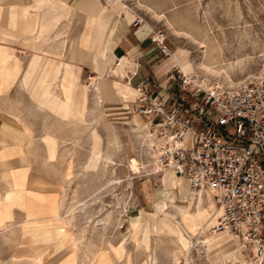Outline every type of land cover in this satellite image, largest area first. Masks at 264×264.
I'll return each instance as SVG.
<instances>
[{
  "label": "rangeland",
  "instance_id": "1",
  "mask_svg": "<svg viewBox=\"0 0 264 264\" xmlns=\"http://www.w3.org/2000/svg\"><path fill=\"white\" fill-rule=\"evenodd\" d=\"M111 1L112 3L108 0L107 4L112 5L115 16L122 10L125 13L139 12L146 23L164 34L165 39L173 46L172 49L180 47L185 50L184 55L191 60L192 72L200 71L210 77L224 80H240L264 63V0H152L158 4L161 3L159 6L161 10L158 7L159 14H164L170 21L172 20L177 28L180 27V31L185 29L186 20L191 19L195 25L208 29L210 34H217L218 40H221L222 35H227L226 42L222 44L223 48L219 50V62L216 65L217 67L223 66L227 74L223 68H219L218 72H211L199 66L203 48L199 47V44L196 45L188 36L185 37L186 35L173 31L163 15L159 18L151 15L145 7L137 3V0ZM8 36L11 35L0 33L2 40H7L4 38ZM12 41L15 39L13 38ZM6 52H8L7 48L0 46V79H2L0 92L3 93L0 95V112L15 118H17L16 115L25 116L26 120H18V122L26 123L29 129L26 138H30L29 143L25 144L23 131L17 128L15 123L0 118V127L5 124L7 128L12 126L16 132L20 130L22 135L18 137L17 142L22 143L23 141L25 144L24 147L22 146L24 155H13L16 157L15 166L10 165L12 161L7 162L13 167H26L19 166V161L25 160L26 164L31 166L29 167L32 171L58 184L59 201L55 184L49 182L42 184V182L40 184L42 190L35 186L30 189L35 193L34 196L44 198L45 201L41 208L43 215L54 212L64 218V221L46 219L41 221L43 226L54 231L64 230L65 236H62V242L72 237L75 238L76 235L80 237L75 239L78 245L74 250L77 253L76 261L72 258L73 251L65 260V264H70V262L105 264L106 260L108 264H122L125 259H128L130 264H137L131 218L140 213L143 218L147 219L152 216L154 220H158L166 211L162 208L158 209V200L154 194V187L160 188L159 178L165 173L155 174L153 163L145 158L140 150L142 140L140 134L143 133L142 130L141 132L138 130L139 127L136 124H140L145 117L141 114L135 115L136 123L131 117H127L126 120L122 117L114 118L109 122L103 108L94 103L91 95L88 101L86 100L87 103L83 105L80 118L71 120H58L57 113L53 109L39 107L36 103H21L20 101L28 95L33 101L34 98L19 86V83L18 85L11 83L13 84L11 90L8 87L1 90L19 70L18 58L15 55L5 58ZM85 58L91 59L92 68L97 74L105 69L103 61H95L91 55ZM95 64H97L96 67ZM174 65L177 64L174 63ZM81 66L76 64L78 68ZM92 68L85 69L82 78L83 83L88 87L78 89L72 87L73 92L84 91L87 95L89 89L92 94L93 86L91 87L90 82L92 84L93 82L88 80L87 76L89 71H92V76L96 75ZM106 74L113 77L108 69ZM123 80L126 82V78ZM68 84L64 87L65 97H68V89L71 86L70 82ZM52 90L57 95H62L59 87H54ZM83 112H91L93 118L85 119L84 117H90V114L86 115ZM39 117L42 119L39 120ZM93 132L99 139L97 152H93L92 149ZM43 135L53 136L56 139L57 159L54 161L46 160ZM2 137L0 135V138ZM46 138L54 142L52 137ZM55 157L48 158L47 156L48 159H55ZM185 183L188 185L187 181ZM188 188L190 189L189 185ZM32 198L36 199V197ZM58 202L63 204L57 208L56 203ZM14 208L22 209L17 206ZM23 213L24 216L17 213L16 219L13 216L10 223L14 232L4 236L8 238L14 236L18 258H33L34 253L29 241L37 245L34 250L38 259L30 264H43L40 262L45 257L55 253V244L52 241H42L46 247L43 245L40 247L38 245L40 241H33L29 237L25 239L22 237L23 243H21V224L27 218L24 210ZM208 227L209 225L203 232L191 236L190 241H193L194 245L188 253L190 260L187 261H185L186 251H181L176 239L168 246L157 247L156 233L151 227L148 251L143 258L148 264H222L219 260L207 258L202 245L196 241L198 238L204 239L205 236L211 235ZM111 247H120L121 255L116 256ZM174 255L177 260H174ZM237 256L243 257L242 259L247 264L249 263L247 255L244 257L237 252ZM234 264H241V261H236Z\"/></svg>",
  "mask_w": 264,
  "mask_h": 264
},
{
  "label": "built area",
  "instance_id": "2",
  "mask_svg": "<svg viewBox=\"0 0 264 264\" xmlns=\"http://www.w3.org/2000/svg\"><path fill=\"white\" fill-rule=\"evenodd\" d=\"M133 12L131 26L145 23ZM153 34L169 55L164 34ZM172 74L171 94L146 76L134 87L136 110L145 117L141 154L194 193L209 192L219 210L210 230L232 234L244 254L264 264V63L240 80L185 73L178 65Z\"/></svg>",
  "mask_w": 264,
  "mask_h": 264
},
{
  "label": "crops",
  "instance_id": "3",
  "mask_svg": "<svg viewBox=\"0 0 264 264\" xmlns=\"http://www.w3.org/2000/svg\"><path fill=\"white\" fill-rule=\"evenodd\" d=\"M107 1L108 0H0V33L11 35L4 38L7 40L0 39V46L6 47L8 50L5 58H11L13 55L18 58L19 67L14 78L5 83L1 90L4 87H8L9 90H11L13 84L19 83V86L34 98L33 101L28 95V97L20 102L36 103L39 107H42V99L46 94L60 102H64L65 98L67 100L68 97L70 98L71 96L78 97L83 91L75 93L72 87L76 89L79 87H88L83 83L82 78L85 69L88 70L90 67L92 68L93 62H91V59L85 58V56L91 54L97 55L99 58L102 57L100 61H103V63L105 62L106 71L108 69L112 72L113 77L105 73V77L108 81L120 79L113 61H117L116 58H124L125 61H128L125 74L127 84V89L125 90L126 96L105 98L102 97V93L99 92V104H97L95 81H98L101 74H97L93 68L96 75L93 76L91 80L93 82L92 94L89 89L87 95L83 92L85 94V102L87 103L88 97L91 95L94 103L103 108L109 122L115 117L118 118L126 115L127 117H131L132 121L135 123V115L140 114L137 112L134 102V87L143 76L148 77V81L153 84L160 93H166L167 95L171 94L175 88L171 79L173 77L172 68L175 65L173 61L169 60L168 55H164L159 51L157 45L152 40L154 36L153 31H155L152 25L145 22L136 27L131 26V22L135 18L134 12L129 11V13H125L124 11H120L112 30L110 29L111 32L109 31L105 38L103 46L104 35L102 39L93 41L95 38L92 39V37L95 34V30L97 31V27L100 24L110 23L113 18L112 5H109V3L107 4ZM109 1L112 3L111 0ZM47 8H49V10ZM81 15L83 17V29L87 17L91 19L90 27L87 30V33L91 36V41L89 40L86 45H80L79 35L75 34L77 26H79L80 23ZM13 38L15 41H12ZM164 44L168 47H173L166 39H164ZM76 64L82 66L78 68ZM0 81H2V79H0ZM68 82L71 83V86L68 89V97H65L64 87L65 85L67 86ZM110 83L111 82H109V84ZM54 87H59L62 95L59 96L57 93L53 92L52 89H54ZM8 93H10V91ZM0 95H3V93L0 92ZM44 107L46 108V106ZM48 108L53 109L52 107ZM53 110L57 113L56 118L58 120L80 118L79 113H71L68 116H64L60 112L55 111V109ZM83 113L86 115L90 114V117L86 116L84 117L85 119L93 118L91 112ZM16 116L17 118L0 112V118L15 123L16 127L23 131L24 143L28 144L30 138H26V136L29 133V129L25 122H18V120L24 121L27 118L25 116ZM40 119H42V117H39V120ZM17 123L19 124L17 125ZM4 125L0 127V135L3 136L0 138V164L12 161L10 165L15 166L16 157L13 155H24L22 146L24 147L25 144L23 141V144L17 142L22 132L20 130L16 132V129L12 128V126L7 128V126ZM44 137H52L54 139L56 148L55 159L47 158V146ZM42 140L46 149V160H56V139L53 136L43 135ZM19 163V166L26 167L10 166L12 171L7 173L3 178L5 181H8L7 183L9 184L17 183L23 185V187L3 188L0 186V191L4 194L3 203L0 205V264H30L32 261L38 259L34 250L37 245H33V243L29 241L31 250L34 253L33 258H18L14 236L13 238L11 236L9 238L4 236L5 234L9 235L14 232L12 224L10 223L13 216L14 219H16L17 213L24 216L23 207L18 204L15 197L11 196L10 198L6 193L12 191V193L18 194L19 199L24 200L26 199V189H30L32 184H41L42 182L47 184L49 182L57 185L56 196L59 201L58 184L32 171L30 168L31 166L29 165V167L25 160H20ZM15 206L21 207L23 210L14 208ZM20 241L23 243L22 231L20 233ZM38 245L40 247L42 245L46 247V244L42 243V241H40ZM57 253L58 251L53 255L45 257L40 263L47 262L55 257ZM72 258L76 261L77 253H75V251ZM105 264H108L107 260Z\"/></svg>",
  "mask_w": 264,
  "mask_h": 264
},
{
  "label": "bare ground",
  "instance_id": "4",
  "mask_svg": "<svg viewBox=\"0 0 264 264\" xmlns=\"http://www.w3.org/2000/svg\"><path fill=\"white\" fill-rule=\"evenodd\" d=\"M137 3L145 7L151 15L157 18L163 15L165 21L169 25H171L173 31H175L178 34L182 33L186 35L185 37L188 36L192 41L196 43V45L199 44L200 45L199 47L203 48L199 66L211 72H218L219 68H223V71L226 73V70L224 69L223 66L217 67L216 65L219 62L218 60L219 50L220 48L221 49L223 48L222 44L226 42L227 35L226 36L222 35V37H220L221 40H218L219 36L217 34L215 33L210 34L208 29L195 25L191 21V19L186 20L185 29L180 31V27L177 28L174 22H172V20L170 21L169 18L164 14L161 15L159 14L158 7L161 4L160 2H159L160 4H158L156 3V1L153 2L152 0H137ZM47 9L49 10V8ZM118 14L119 13H117L115 16V13L113 11V18L112 19L110 18L111 22L100 24L97 27V31L95 30V34L92 37V39L95 38L93 41H95L96 39L97 40L102 39L104 35L102 46L104 45L105 38L108 35L110 29L112 30V27L114 26ZM82 22H83V17L81 15L80 23L79 26H77L75 34L79 35V44L86 45L89 40L91 41V36L89 33H87V30L90 27L91 19L87 17L84 29L82 27ZM170 50L171 53L168 55L169 60L177 64L185 73L192 72L191 60L189 59L188 56L184 55L185 50H183L180 47H176L173 49L171 48ZM91 56L95 61H100V58H102V57L99 58V56L97 55H91ZM116 59L117 61H113V64L114 66H116V71L120 79L108 81L105 77L106 68L104 66L105 69L102 72H100L101 74L100 78L98 79V81H95V89L97 92L96 94L97 104H99V99H98L99 92L102 93V97L105 98L124 97L127 95L125 93V90L127 89V84L123 79L126 77L125 76L126 68H127L126 65L128 61L127 60L125 61L124 58H116ZM106 61L108 62L107 59ZM94 66L96 67L97 64H95ZM92 77L93 76H91L90 80H92ZM109 82L111 83L109 84ZM90 85L91 87L93 86L91 82ZM83 92L80 93L78 97L75 96H71L70 98L68 97V99L65 100L64 102H60L58 100L56 101L53 97L46 94L45 97L42 99V106H46L47 108L52 107L53 109H55V111L60 112L64 116H68L71 113L81 114L83 105L85 103V97H84L85 94ZM122 119L126 120L127 116L126 115L122 116ZM142 123L143 122H141L140 124H136L139 127L138 128L139 131L142 130ZM44 141L47 146L48 158H54L56 154V149L53 140L45 137ZM98 142H99L98 136L95 132H93V146H92L93 152H97ZM138 164L139 163H137V165ZM153 166H154L153 171L155 174L161 175L162 173L163 174L165 173L164 175L161 176V178H159L161 180L160 188L154 187V194L158 200V204H159L158 209L162 208L166 211L165 214H163L158 220L157 219L154 220L152 216H149L147 219L143 218L140 213L131 218L132 228L134 231L133 233L134 242H135L134 245L136 251L135 259L138 262L137 264H148L143 257L145 256L146 251H148L149 240L151 236L150 235L151 227L156 233L157 247L168 246L172 241H174V239H176L180 244L181 251H186L187 255L185 257V261H187L190 258L188 253L190 252L191 247L194 245V242L190 241L191 236H195L198 232H203L205 227L208 225H209L208 231L211 235L205 236L204 239H199L197 237L198 239L196 240L199 242L198 244L202 245L206 257L211 260H219L221 261L222 264H234V262L236 263V261L237 262L241 261V264H247V262L244 259H242L243 257L237 256V252L238 253L240 252V255L242 254L244 257H246V254L242 252L238 242L236 241V239L233 237L232 234L227 232H212L210 230V227L214 223H216V218L219 215V210L216 208L210 193L209 192L199 193V194L194 193L188 188V185L185 183L184 179L175 177L169 171H163L159 173L156 166L155 165ZM10 171H12V168L10 167V165H8L7 162L0 164V186H2L3 188L23 187V185L21 184H17V183L9 184L7 183L8 181L4 180L3 177H5V175ZM149 180L151 181L150 178ZM32 186H35L37 188L42 187V185L38 183H34L31 185V187ZM3 195H4L3 192L0 191V205L3 203V198H4ZM6 195H9L10 198L11 196L15 197V200L18 202V204H20L23 207V209L26 212L27 218L21 224L23 239L29 237L33 241H44V242L52 241L53 244H55L56 250L54 252L56 253L58 251L57 255H55V257H53L52 259L48 260L43 264H65V260L71 255V253L78 246L75 239H79L80 237L76 235L75 238L72 237L67 239V241L62 242L61 241L62 236H65L64 230L54 231L52 229L47 228L46 226H43V223L41 222L46 219L64 221L63 216L57 215L54 212L47 215H43L42 212L43 210H41V208L45 200L41 196H34L35 193L31 189H26V199L24 200L19 199L18 194L17 193L14 194L12 193V191L6 193ZM32 197H36V199ZM62 204H63L62 202H58L56 203L57 205L56 207L57 208L61 207ZM120 247H115V248L111 247L116 256L121 255ZM174 260H177L176 255H174ZM250 260L251 258L249 257L248 261ZM252 262L253 264H263L259 260H253ZM70 264H74V263L70 262ZM122 264H130V261L128 259H125L123 260Z\"/></svg>",
  "mask_w": 264,
  "mask_h": 264
}]
</instances>
